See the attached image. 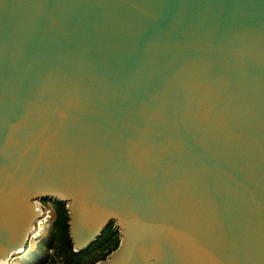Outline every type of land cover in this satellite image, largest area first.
<instances>
[{
	"label": "water",
	"instance_id": "95a60500",
	"mask_svg": "<svg viewBox=\"0 0 264 264\" xmlns=\"http://www.w3.org/2000/svg\"><path fill=\"white\" fill-rule=\"evenodd\" d=\"M43 198L96 264H264V0H0V258Z\"/></svg>",
	"mask_w": 264,
	"mask_h": 264
},
{
	"label": "trees",
	"instance_id": "16d2710c",
	"mask_svg": "<svg viewBox=\"0 0 264 264\" xmlns=\"http://www.w3.org/2000/svg\"><path fill=\"white\" fill-rule=\"evenodd\" d=\"M68 221L69 213L64 207L58 215L57 223L45 231L35 247L24 256L28 258L26 264H96L120 243L119 232L110 223L96 241L77 252L70 238Z\"/></svg>",
	"mask_w": 264,
	"mask_h": 264
},
{
	"label": "flooded vegetation",
	"instance_id": "af4514ba",
	"mask_svg": "<svg viewBox=\"0 0 264 264\" xmlns=\"http://www.w3.org/2000/svg\"><path fill=\"white\" fill-rule=\"evenodd\" d=\"M38 205L41 207L42 210V218L45 217L46 212L49 210L48 207H51L49 218H47L44 222L48 224V228H51L57 223L59 213L64 209L67 210L66 204L58 203V201L51 199V198H43L38 201ZM68 212V210H67ZM109 229V227H108ZM45 234V231H42L41 236L38 238L40 239Z\"/></svg>",
	"mask_w": 264,
	"mask_h": 264
},
{
	"label": "built area",
	"instance_id": "2783aa9c",
	"mask_svg": "<svg viewBox=\"0 0 264 264\" xmlns=\"http://www.w3.org/2000/svg\"><path fill=\"white\" fill-rule=\"evenodd\" d=\"M38 207L41 209V207L38 205ZM43 218H41L36 222V226L34 231L32 232L30 236V242L36 241L40 236L43 231V227L41 226L43 222ZM30 242L28 243L27 247L25 250L20 251L18 253H15V255L10 256L8 259H2L0 258V264H16V261L22 257L23 255H26L32 248L30 246Z\"/></svg>",
	"mask_w": 264,
	"mask_h": 264
},
{
	"label": "rangeland",
	"instance_id": "374dc122",
	"mask_svg": "<svg viewBox=\"0 0 264 264\" xmlns=\"http://www.w3.org/2000/svg\"><path fill=\"white\" fill-rule=\"evenodd\" d=\"M47 209H49L47 212H46V214H45V217L43 218V220L45 221L47 218H49V214H50V209H51V207H48ZM43 221V222H44ZM41 226L44 228L43 229V231H47L48 229V224L47 223H42L41 224ZM37 241H38V239L36 240V241H32V242H30V246H31V248H34L35 247V245L37 244ZM27 260H28V258L26 259V257H24V255L22 256V257H20L17 261H16V264H26L27 263Z\"/></svg>",
	"mask_w": 264,
	"mask_h": 264
},
{
	"label": "bare ground",
	"instance_id": "6f19581e",
	"mask_svg": "<svg viewBox=\"0 0 264 264\" xmlns=\"http://www.w3.org/2000/svg\"><path fill=\"white\" fill-rule=\"evenodd\" d=\"M25 256V255H24Z\"/></svg>",
	"mask_w": 264,
	"mask_h": 264
}]
</instances>
